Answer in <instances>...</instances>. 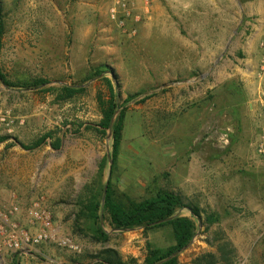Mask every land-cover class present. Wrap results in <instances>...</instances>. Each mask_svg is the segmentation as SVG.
<instances>
[{"label": "rangeland", "instance_id": "rangeland-1", "mask_svg": "<svg viewBox=\"0 0 264 264\" xmlns=\"http://www.w3.org/2000/svg\"><path fill=\"white\" fill-rule=\"evenodd\" d=\"M113 4L0 0V73L13 84L0 75V120L10 122H0L9 136L0 142V210L42 197L56 235L82 246L75 253L48 240L0 252V264H108V249L143 264L149 245L173 244L170 225L119 230L103 214L109 236L100 237L81 208L93 196L104 202L109 178L136 200L161 187L203 209L181 264H264V160L254 151L262 117L247 70L261 55L264 0H132L122 18L112 17ZM98 68L106 71L94 76ZM105 76L120 83L123 100L136 96L125 104L118 163L101 174L113 149L100 126ZM36 78L48 83L25 87ZM63 86L85 89L66 97ZM15 220L37 231L26 213Z\"/></svg>", "mask_w": 264, "mask_h": 264}, {"label": "trees", "instance_id": "trees-1", "mask_svg": "<svg viewBox=\"0 0 264 264\" xmlns=\"http://www.w3.org/2000/svg\"><path fill=\"white\" fill-rule=\"evenodd\" d=\"M2 32L3 27L0 19V36L2 35ZM104 67L108 68L116 78L117 74L114 73L115 71L111 66L104 65ZM104 71L106 70L98 68L94 76H100ZM0 75L2 81L7 86H13L3 73H0ZM103 78L107 83L109 94L102 95V93L99 92L97 96L102 113L100 126L105 130L109 129L112 118L118 110L119 114L116 116L112 127V153L111 156L105 157L101 161L99 165V173L101 174L110 157L113 160L111 173L114 171V168L118 163L126 116L125 104L136 96V94H131L128 98L123 100L120 83L116 81V84L114 85L112 79L109 77L105 76ZM47 83V80L44 78H36L31 83L25 85V87L40 88ZM63 89L67 92L66 97H71L75 92L83 91L85 88L63 86ZM8 138V135H0V142H3ZM46 138L47 135L43 136L36 145L38 146L43 143ZM102 190L104 191L103 187ZM185 207L190 210V216L179 213V210ZM81 212H83L86 217L94 220L98 225L97 231L100 237L104 240L108 239L109 234L99 224L102 214L108 219L112 228L119 230L133 229L137 227H143L145 230H148L170 225L173 232L174 243L167 248L152 247L149 245L148 253L143 264H181L179 253L182 252L194 238L197 231V220L202 218L203 209L194 203L188 202L183 194L161 187L155 188V190L151 191L149 196L141 200H136L128 195L117 193L112 187V178H109L104 202H102L101 199H97L96 196H93V200L83 202ZM206 219L209 222H214L217 220V217L214 214H209L206 216ZM103 253H106L111 257L106 258L108 264H125L124 260L119 256L116 250L108 249ZM13 264H18V260L16 259Z\"/></svg>", "mask_w": 264, "mask_h": 264}, {"label": "built area", "instance_id": "built-area-1", "mask_svg": "<svg viewBox=\"0 0 264 264\" xmlns=\"http://www.w3.org/2000/svg\"><path fill=\"white\" fill-rule=\"evenodd\" d=\"M131 2L132 0H114V4L110 9L112 17L122 18L121 15H129ZM120 21L122 26L126 25L124 19ZM259 50L261 51V55L259 61L256 63L253 75L257 85V102L262 117V125L259 136L254 142V151L256 156L264 160V13ZM2 121L7 125L10 124L6 116L1 118L0 122ZM224 138L227 139L226 136ZM22 213H26L30 222L37 226V231L34 234H30L28 230L22 228L15 220V216ZM48 240H55L58 246L71 252L78 253L82 250L81 244L73 237L69 235H56L52 223V215L44 206V199L42 197L34 199L25 210L14 204L6 211L0 210V252L7 250L17 252L22 251L25 247H28L26 249L29 251L30 246H37Z\"/></svg>", "mask_w": 264, "mask_h": 264}, {"label": "crops", "instance_id": "crops-1", "mask_svg": "<svg viewBox=\"0 0 264 264\" xmlns=\"http://www.w3.org/2000/svg\"><path fill=\"white\" fill-rule=\"evenodd\" d=\"M215 5H218V3L216 2V4ZM262 14L264 13V10L262 9ZM261 34V33H260ZM255 66H256V63L254 62V61H252V59L250 58V59H248V61H247V70H249V74H251L250 76H253L254 77V75H253V73H254V69H255ZM248 85H249V87L251 88V89H253V91L254 92H256L257 91V85H256V82L254 83L251 79H250V81L248 82ZM257 93V92H256ZM248 118V117H247Z\"/></svg>", "mask_w": 264, "mask_h": 264}, {"label": "water", "instance_id": "water-1", "mask_svg": "<svg viewBox=\"0 0 264 264\" xmlns=\"http://www.w3.org/2000/svg\"><path fill=\"white\" fill-rule=\"evenodd\" d=\"M237 29H238V28H237ZM237 29L234 31V33L237 32ZM231 40H232V39L229 40V42H228V44H227V46H226L227 48L229 47V45H230V43H231ZM111 74H112L113 79H115L114 74H113V73H111ZM114 120H115V116L112 118V121H111V123H110V127H109V130H110V136L112 135V127H113ZM109 161H110V164L113 163V160H112L111 157H110ZM108 181H109V180H108ZM108 181L106 182V185H105V188H104V196H103V200L105 199V196H106V193H107V189H108Z\"/></svg>", "mask_w": 264, "mask_h": 264}]
</instances>
